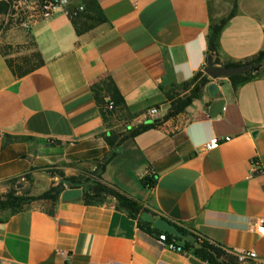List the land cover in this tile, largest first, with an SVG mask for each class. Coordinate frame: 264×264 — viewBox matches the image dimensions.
I'll use <instances>...</instances> for the list:
<instances>
[{"label": "crops", "instance_id": "crops-1", "mask_svg": "<svg viewBox=\"0 0 264 264\" xmlns=\"http://www.w3.org/2000/svg\"><path fill=\"white\" fill-rule=\"evenodd\" d=\"M97 2L102 23L75 25L74 16L56 12L30 24L42 65L27 75L15 76L0 53V184L27 181V195L36 197L59 174L85 178L110 153L106 137L155 122L115 149L103 182L157 218L231 254L253 251L255 264H264V236L255 232L264 220V76L236 88L229 79H209L218 85L215 100L224 101L215 118L205 87L183 112L164 119L166 93L187 96L191 87L183 85L206 66L209 25L226 17L234 0L223 12V0ZM236 6L210 55L215 66L264 51V0ZM110 81L124 109L107 125L94 94ZM213 138L219 146L204 151ZM146 176L155 179L151 189L141 184ZM37 186L44 191L36 193ZM0 264L207 263L140 230L113 200L86 205L60 197L54 207L33 202L16 213L0 211Z\"/></svg>", "mask_w": 264, "mask_h": 264}, {"label": "trees", "instance_id": "trees-1", "mask_svg": "<svg viewBox=\"0 0 264 264\" xmlns=\"http://www.w3.org/2000/svg\"><path fill=\"white\" fill-rule=\"evenodd\" d=\"M12 2L13 0H0V16L7 15L11 8ZM81 2L83 4V11L79 15L73 17L75 20V25H77L78 22L83 25H86L87 23H91V25H93L95 23H102L105 21L104 15L97 0H81ZM236 9V0H234L232 8L226 17L211 21L208 34L209 55H215L218 48L217 42L219 34L226 23L232 17H234V15L236 14ZM215 63H218L216 59ZM7 64L15 76L23 77L34 69L40 67L42 65V60L40 58V55L38 53H35L32 59L25 58L17 64L7 61ZM263 64L264 51H261L255 57L247 60L244 63L227 64L225 66L239 67L244 65H251L253 68L261 66V69L258 72H254L251 69L244 74L229 78L232 85L236 88L239 85L248 83L264 76ZM209 83V78L203 72H199L188 83L183 85L184 89L191 87L187 96L174 97L173 95H169L168 93H166V98L170 102V108L164 119L174 117L183 112L192 104L194 100L200 98L202 90ZM94 97L97 105L100 108L103 121L107 125H109L115 111L124 109V100L116 86L111 81L106 84L104 93L101 94V92H95ZM104 97H107L109 99V102H106L104 100ZM110 103H112V109H108V105ZM155 126V122L152 124L140 125L136 129L129 131L128 134L114 133L111 136L106 137L105 142L110 149V153L103 160L96 161L95 169L92 172H89L85 178H66L63 176V174H59L61 180L57 184H52L47 191L36 197L29 196L27 194L16 195L14 191L10 190L6 194L0 196V211L16 213L33 202H45L47 204H50L51 207H54L59 202L60 197L66 188L80 189L82 191V194L79 197V200H81L84 204L102 205L109 200H113L116 210L121 211L127 214L129 217L135 219L137 221L138 228L143 232L150 234L156 238H158L159 235H163L165 238L163 244L167 248L170 247L175 252L192 255L207 264H240L231 253L208 243L196 234L181 226L173 224L182 234L193 235L196 239V242L202 245L201 249L197 250L183 240L173 237L166 232H161L153 229L152 225L148 222L142 221L141 217L144 213H149L153 218H157L155 214H152L148 210L144 209L137 200L103 182L102 175L105 172L106 165L109 163L112 156L115 155V149H117L125 140L134 138L137 135L154 128ZM98 153L99 151H96L92 154L97 155ZM10 182L13 184L14 180ZM141 184L144 188L151 189L155 185V179L154 177L146 176L141 179ZM212 253L216 254V258ZM217 259H219L220 262Z\"/></svg>", "mask_w": 264, "mask_h": 264}, {"label": "rangeland", "instance_id": "rangeland-1", "mask_svg": "<svg viewBox=\"0 0 264 264\" xmlns=\"http://www.w3.org/2000/svg\"><path fill=\"white\" fill-rule=\"evenodd\" d=\"M49 1L50 0H13L7 15L0 16V53L6 57L7 61L17 64L25 58H33L35 52L34 46L28 37V27L33 21L41 18L43 7ZM52 1L64 6V9L68 11L79 6L83 7L81 0ZM227 3L231 4L232 0H223L220 5V10L222 12L225 11ZM81 168L84 172L89 170L87 166ZM45 172L49 174V168H47ZM29 184L32 186L31 183L27 181H21L19 185L17 183L9 185L0 184V196L6 194L10 190L14 191L16 195L29 194V191L26 190ZM42 189L41 186H37L36 193L44 191V189Z\"/></svg>", "mask_w": 264, "mask_h": 264}, {"label": "water", "instance_id": "water-1", "mask_svg": "<svg viewBox=\"0 0 264 264\" xmlns=\"http://www.w3.org/2000/svg\"><path fill=\"white\" fill-rule=\"evenodd\" d=\"M258 72L261 69V66L252 67L251 65H244L239 67H226V66H215L213 63L212 56H208L206 60V66L203 69L204 74L211 80L226 78L229 79L233 76L244 74L249 70ZM206 91L211 100H215L218 94V85L216 83H210L206 86ZM224 105L223 100H215L208 111L210 118H215L219 115ZM59 144V143H58ZM82 191L80 189H68L65 190L61 195V200L63 202L69 201L72 199H77L81 196ZM142 221L148 222L152 225V228L161 232H166L173 237H176L180 240L187 242L190 246L195 249H201L202 245L196 242V239L193 235H184L177 228L165 220L164 218H153L149 213H144L141 217ZM216 258V254L212 253ZM219 262L220 260L217 259Z\"/></svg>", "mask_w": 264, "mask_h": 264}, {"label": "built area", "instance_id": "built-area-1", "mask_svg": "<svg viewBox=\"0 0 264 264\" xmlns=\"http://www.w3.org/2000/svg\"><path fill=\"white\" fill-rule=\"evenodd\" d=\"M82 11H83L82 6L76 7L68 11L64 9V6H61L57 4L56 2L50 0L46 5H44L41 18L48 19L56 12H63L69 16H77ZM108 109H112V103L108 105ZM147 115L151 118L155 117L157 115V109L152 108L148 110ZM219 144H220L219 140L217 138H213L203 146V150L204 151L213 150L217 148ZM255 232L259 236H264V220L263 219H260L258 221V227L255 229ZM158 240L163 243L165 241V238L163 235H159ZM168 248L172 250L170 247ZM232 255L236 258L237 262L240 264H251V263H255L256 261V254L253 251L234 252L232 253Z\"/></svg>", "mask_w": 264, "mask_h": 264}]
</instances>
